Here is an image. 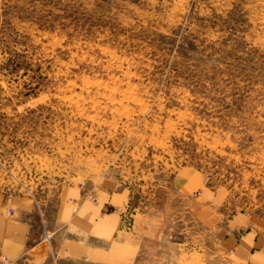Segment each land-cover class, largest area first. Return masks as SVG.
<instances>
[{"label":"rangeland","instance_id":"rangeland-1","mask_svg":"<svg viewBox=\"0 0 264 264\" xmlns=\"http://www.w3.org/2000/svg\"><path fill=\"white\" fill-rule=\"evenodd\" d=\"M194 170L264 218V0H0V188L125 189L168 264H229Z\"/></svg>","mask_w":264,"mask_h":264},{"label":"crops","instance_id":"crops-1","mask_svg":"<svg viewBox=\"0 0 264 264\" xmlns=\"http://www.w3.org/2000/svg\"><path fill=\"white\" fill-rule=\"evenodd\" d=\"M206 183L203 172L194 170L174 192L188 199L195 220L199 217L211 228L223 262L264 264V218L230 209L228 202H220V190ZM8 195L0 188V264H137L132 247L136 231L144 240L142 264L171 262L155 254L161 240H149L148 234L158 231V222L154 227L150 214L136 212L128 190L98 193L77 187L46 199L16 192L8 200ZM177 256L173 253L175 264Z\"/></svg>","mask_w":264,"mask_h":264},{"label":"built area","instance_id":"built-area-1","mask_svg":"<svg viewBox=\"0 0 264 264\" xmlns=\"http://www.w3.org/2000/svg\"><path fill=\"white\" fill-rule=\"evenodd\" d=\"M11 196H12V195L9 194V195L7 196V199L10 200ZM8 211L11 212V209H9ZM6 264H12V262H8V261H6Z\"/></svg>","mask_w":264,"mask_h":264},{"label":"trees","instance_id":"trees-1","mask_svg":"<svg viewBox=\"0 0 264 264\" xmlns=\"http://www.w3.org/2000/svg\"><path fill=\"white\" fill-rule=\"evenodd\" d=\"M10 61V60H9ZM12 62H15L14 60Z\"/></svg>","mask_w":264,"mask_h":264}]
</instances>
